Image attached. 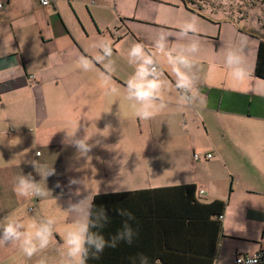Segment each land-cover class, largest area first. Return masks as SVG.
<instances>
[{
	"label": "crops",
	"instance_id": "0c3cea01",
	"mask_svg": "<svg viewBox=\"0 0 264 264\" xmlns=\"http://www.w3.org/2000/svg\"><path fill=\"white\" fill-rule=\"evenodd\" d=\"M2 2L0 220L53 216L57 223L53 243L31 258L18 244H0V264H70L61 254L62 237L79 219L68 210L79 202L80 209L91 213L93 203L94 213L105 208L111 218L102 230L106 239L126 219L118 209L127 208L136 217L132 226L138 235L131 246L106 248L87 264H132L138 253L148 256L150 264H231L237 254L264 248V79L255 74L264 37H255L256 55L245 64L249 78L238 84L224 64L229 47L218 54L226 21L202 15L185 0H58L54 6H42L39 0ZM189 18L199 25L197 86L203 106L179 107L178 93L165 97V117L181 114L180 129L189 142L183 145L193 142V154L200 151L204 160L192 155L190 161H179L156 186L148 170L129 174L135 182L145 180L143 185L132 180L128 186L120 184L121 153L127 145L121 140L122 105L129 103L125 82L133 72L127 51L134 43L152 47L161 32L169 34L170 44L178 43L177 24ZM235 31V39L248 35ZM100 40L113 46L115 72L109 86L118 89L115 94L106 93L101 64L88 72L77 66L79 56L99 54L92 45ZM163 67V78L174 84L170 69ZM77 125L81 137L85 128L96 133L88 157L63 142L65 128ZM203 141L207 145L199 144ZM33 159L55 168L47 182L40 181L49 195L18 198L13 191L17 176L31 173L41 179L27 162Z\"/></svg>",
	"mask_w": 264,
	"mask_h": 264
},
{
	"label": "clouds",
	"instance_id": "9594fccd",
	"mask_svg": "<svg viewBox=\"0 0 264 264\" xmlns=\"http://www.w3.org/2000/svg\"><path fill=\"white\" fill-rule=\"evenodd\" d=\"M223 3L227 6L228 0H223ZM177 29L178 43L170 44L169 34L161 32L154 39L152 47H146L143 43H134L127 51L126 60L133 68V72L125 82L126 98L135 116L141 121L154 119L167 107L168 102L165 100L163 91L168 82L162 78L165 64L170 69V74L174 78V87L179 93L178 106L181 108L203 106L197 86L199 70L197 57L201 51L200 41L196 38L199 33L198 22L195 18L185 19L177 24ZM243 45L242 41L240 47L227 49L224 57V64L229 69L232 80L238 84H243L250 75L241 55ZM92 47L98 49L99 54L91 59L87 55L79 56L77 66L82 71L88 72L94 69L95 64H101L103 72L100 74V79L106 93H117L118 89L109 86V79L115 72L111 41L100 40ZM65 129L67 135L63 142L74 146L80 157H88L95 146L90 143V140L96 133L85 128V134L81 137L77 135L79 125L74 129ZM36 155L39 157L40 153L37 152ZM27 162L41 179L36 181L31 173L21 174L15 178L13 191L18 198H47L49 189L40 181L47 182L48 177L55 174V168L46 163H40L39 159ZM79 204L80 202L69 207L68 210L77 212L79 219L66 230L62 237L61 254L68 258L70 264H87L89 258L99 259L106 248L116 249L121 243L129 246L134 243L138 233L133 228L132 222L136 220V217L129 209L117 210L118 214L126 219L110 239H106L102 230L110 223L111 218L105 208L100 207L92 214L90 211L80 209ZM56 223L57 219L53 216L39 221L33 219L29 222L10 219L7 216L0 220V244H18L22 253L31 258L53 243ZM131 261L132 264H150L149 257L143 253H138L131 258ZM258 262L259 258L249 253L247 260L240 259L238 264H258Z\"/></svg>",
	"mask_w": 264,
	"mask_h": 264
},
{
	"label": "rangeland",
	"instance_id": "374dc122",
	"mask_svg": "<svg viewBox=\"0 0 264 264\" xmlns=\"http://www.w3.org/2000/svg\"><path fill=\"white\" fill-rule=\"evenodd\" d=\"M185 1L197 10L200 9L199 12L206 17L226 21L224 23L226 25L223 27L224 36L226 37L219 41L218 54H220L221 48L226 46L229 48L240 47L243 41L241 55L245 64H250L251 57L253 59V55H256L257 40L255 37H264V0H228L227 6H225L223 0H195V4H193V0ZM165 11L176 12L173 9H165ZM206 24L209 28L212 26L208 22ZM227 28L235 33L237 29L244 30L248 35H241L239 39H235L232 31ZM198 40L200 41V39ZM205 43L210 44L207 41ZM210 46L212 45L210 44ZM163 79L168 80L166 77ZM177 94L174 84L168 80L163 91L164 97L169 98L177 96ZM122 115L121 140L127 145L123 146V153H121L123 175L120 178V184L128 186L129 181L132 180L129 178V174L132 173L133 175L137 172V174L142 175V170H148V173L151 174L150 182L152 185H159L165 182V173L168 172V168H176L179 161H190V158H192V148H195V145L193 142L187 144L188 146L183 145L184 142H189L186 141L187 134L181 132L180 129V126H182L181 114H171L166 118L164 109L154 119L141 121L136 118L129 102L123 103ZM199 144L207 145L205 141ZM195 149L197 150V148ZM197 153L201 154L200 151H197ZM145 156L146 159L143 158ZM124 160L126 161L125 164L129 162L131 165H124ZM199 160H204V158ZM144 162H146V165ZM134 168L138 170L128 172V169L133 170ZM144 182L145 180L134 181L138 185H143ZM77 183L80 186V181Z\"/></svg>",
	"mask_w": 264,
	"mask_h": 264
},
{
	"label": "built area",
	"instance_id": "2783aa9c",
	"mask_svg": "<svg viewBox=\"0 0 264 264\" xmlns=\"http://www.w3.org/2000/svg\"><path fill=\"white\" fill-rule=\"evenodd\" d=\"M2 1H4V0L0 1V7L4 6V3ZM57 1L58 0H39L40 4L42 6H54V5H56ZM201 156L202 155L200 153H197V152H194V154H193V157H194L195 160H199L201 158ZM205 157L206 158L212 157V153H206ZM200 192L204 193L205 191L201 190ZM222 217H223V215L220 216V218H222ZM252 255H254V256L259 258L258 264H264V248L254 252ZM247 256H248V254H237L231 264H238V261L240 259L246 261L247 260Z\"/></svg>",
	"mask_w": 264,
	"mask_h": 264
},
{
	"label": "trees",
	"instance_id": "16d2710c",
	"mask_svg": "<svg viewBox=\"0 0 264 264\" xmlns=\"http://www.w3.org/2000/svg\"><path fill=\"white\" fill-rule=\"evenodd\" d=\"M255 74L256 76L264 79V39H262L258 45L257 57H256V63H255ZM91 211H92V214H94V203H93ZM220 216L221 215H219V217Z\"/></svg>",
	"mask_w": 264,
	"mask_h": 264
}]
</instances>
